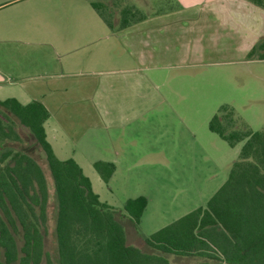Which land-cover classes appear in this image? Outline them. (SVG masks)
I'll list each match as a JSON object with an SVG mask.
<instances>
[{"label": "crops", "instance_id": "crops-1", "mask_svg": "<svg viewBox=\"0 0 264 264\" xmlns=\"http://www.w3.org/2000/svg\"><path fill=\"white\" fill-rule=\"evenodd\" d=\"M91 1L0 0V100H40L54 154L84 174L96 160L115 164L88 158L134 149L136 122L166 102L161 69L211 59L231 43L246 55L264 26V9L249 0H149L145 8L142 0H101L112 7V27Z\"/></svg>", "mask_w": 264, "mask_h": 264}, {"label": "trees", "instance_id": "trees-1", "mask_svg": "<svg viewBox=\"0 0 264 264\" xmlns=\"http://www.w3.org/2000/svg\"><path fill=\"white\" fill-rule=\"evenodd\" d=\"M249 1L264 8V0ZM91 4L101 11L99 3ZM129 11H124V18ZM247 55L264 60L263 37ZM48 117L40 100H0V142L20 139L16 120L27 129L43 152L53 192L44 169L30 154L1 149L0 264H175L166 254L201 256L198 264H264V129L235 128L233 109L218 108L208 128L230 146L242 142L238 157L205 205L145 238L150 252L127 242L122 223L127 219L138 225L147 198H129L122 208L102 202L80 165L54 154L44 128ZM93 167L108 184L115 164L96 160ZM49 197L54 205V254L44 246Z\"/></svg>", "mask_w": 264, "mask_h": 264}, {"label": "rangeland", "instance_id": "rangeland-1", "mask_svg": "<svg viewBox=\"0 0 264 264\" xmlns=\"http://www.w3.org/2000/svg\"><path fill=\"white\" fill-rule=\"evenodd\" d=\"M96 1L101 11L111 18V5ZM150 1V4H161V0ZM165 1L170 5L175 3ZM115 2L116 6L122 4L121 0ZM139 3L136 4L141 8L150 5L149 0ZM257 31L261 34L259 41L264 38V26ZM221 49L217 56L200 63L188 62L181 69H161L157 81L159 84L163 81L161 92L166 96V102L148 106L147 112L136 122V142L130 141V145H135L134 149L127 144L130 147L123 150L124 155L88 158L115 161V171L108 184L99 178L93 166L91 170H85V175L93 179L102 202L122 208L129 198L140 195L147 198L138 225L123 221L129 244L142 250L153 251L145 243L147 236L193 208L205 205L227 178L242 142L230 146L209 130L208 122L221 105L233 109L237 119L235 128L245 125L252 130L264 129V60L248 56V51L246 55L234 52L232 43ZM15 129L20 139L0 142V151L11 147L30 154L44 169L52 194V181L42 150L17 120ZM92 133L96 137L94 131ZM111 153L119 152L112 150ZM53 215L54 205L49 197L43 233L45 249L52 254L55 252ZM166 256L175 264H198L204 259L201 256Z\"/></svg>", "mask_w": 264, "mask_h": 264}]
</instances>
